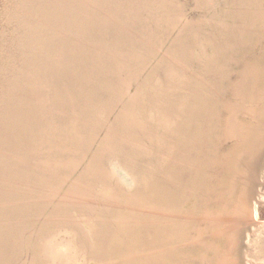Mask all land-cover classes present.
Returning a JSON list of instances; mask_svg holds the SVG:
<instances>
[{"label":"rangeland","instance_id":"rangeland-1","mask_svg":"<svg viewBox=\"0 0 264 264\" xmlns=\"http://www.w3.org/2000/svg\"><path fill=\"white\" fill-rule=\"evenodd\" d=\"M263 64L264 0H0V264L216 259Z\"/></svg>","mask_w":264,"mask_h":264},{"label":"bare ground","instance_id":"bare-ground-1","mask_svg":"<svg viewBox=\"0 0 264 264\" xmlns=\"http://www.w3.org/2000/svg\"><path fill=\"white\" fill-rule=\"evenodd\" d=\"M251 83H255V79H252ZM259 88L257 85L255 88L250 86L252 93L256 94L257 98L258 95L260 96L256 101L260 102L262 100V102H264V89L261 90ZM260 105L262 108H258L259 110L254 111L255 116L253 118L258 122L256 129L252 127H246L239 121H236L237 128L239 129L240 127L242 131L246 130V134L243 135V133L236 127V130L232 129V134L234 135L233 137H236L241 142L240 148L234 155L233 160L235 164L240 162V166L244 167V169L239 166L234 170V177L231 179V186H229V195L231 198L228 199V197H222V194L220 196L225 201L221 204V206L223 205L224 209L227 211H233L238 217H233L231 220L228 218H220L221 216H219L220 219L218 218V220H215V217H212L213 220L205 218V220L207 219L206 221H213V226L216 228H221L222 226L220 230L218 229L219 231L217 232V236H220L224 233L226 235V241L228 245L226 250H223L217 243H212L210 246V243H206L208 250H213L217 255V258L215 259L210 255L201 254L203 262L208 264H249L250 262L252 264H264V260L257 261L250 259V262L245 260L242 254H240L239 246L240 244L244 243L245 240H247V227H249L250 232L255 233L253 228L259 227L260 225V222L258 221L257 205H259L262 200H260L257 196L259 191H257L256 187L257 184L259 185V183H261V180L259 181V168L262 162H264V106L262 104ZM238 193H240V198L237 197ZM217 217L218 216H216V218ZM225 219L229 221H226ZM203 222H205L204 219ZM194 231L196 232V230ZM199 232H201V230ZM199 235L200 234H198V236ZM201 243H203V241Z\"/></svg>","mask_w":264,"mask_h":264}]
</instances>
